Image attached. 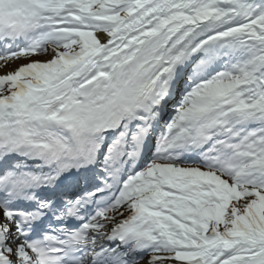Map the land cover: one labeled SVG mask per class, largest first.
Instances as JSON below:
<instances>
[{
	"label": "snow or ice",
	"instance_id": "obj_1",
	"mask_svg": "<svg viewBox=\"0 0 264 264\" xmlns=\"http://www.w3.org/2000/svg\"><path fill=\"white\" fill-rule=\"evenodd\" d=\"M0 72V264H264V0H0Z\"/></svg>",
	"mask_w": 264,
	"mask_h": 264
},
{
	"label": "bare ground",
	"instance_id": "obj_2",
	"mask_svg": "<svg viewBox=\"0 0 264 264\" xmlns=\"http://www.w3.org/2000/svg\"><path fill=\"white\" fill-rule=\"evenodd\" d=\"M14 67H15V65H11L10 68L6 69V70H10L11 68H14ZM0 74H2V73L0 72Z\"/></svg>",
	"mask_w": 264,
	"mask_h": 264
},
{
	"label": "rangeland",
	"instance_id": "obj_3",
	"mask_svg": "<svg viewBox=\"0 0 264 264\" xmlns=\"http://www.w3.org/2000/svg\"><path fill=\"white\" fill-rule=\"evenodd\" d=\"M2 73V72H1Z\"/></svg>",
	"mask_w": 264,
	"mask_h": 264
}]
</instances>
